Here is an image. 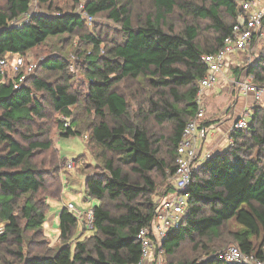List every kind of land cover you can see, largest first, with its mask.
Masks as SVG:
<instances>
[{
	"label": "trees",
	"instance_id": "trees-1",
	"mask_svg": "<svg viewBox=\"0 0 264 264\" xmlns=\"http://www.w3.org/2000/svg\"><path fill=\"white\" fill-rule=\"evenodd\" d=\"M35 1L46 12L31 14L21 26L8 22L27 13L31 0H5L0 8V58L13 53L33 62L30 52L49 39L77 37L90 48L77 53L88 85L84 97L73 92L69 64L50 55L37 63L19 90L13 89L11 77L0 83V264H137L141 248L136 238L154 219L157 180L168 182L162 194L171 190L168 179L176 169V149L197 112V83L207 70L201 57L216 53L231 35L239 15L237 0H200V5L195 4L198 0H151L153 13L135 24L132 0H86L87 15L105 14L120 26L121 40L109 44L100 34L86 32V22L74 12L80 0H73L69 11L55 7L57 0ZM176 11L191 21H209L212 40L200 45L193 25L180 33L172 26L165 31L166 19ZM243 70L264 86V47L249 66L231 67L235 77ZM39 71L57 78L48 82ZM81 102L94 121L85 128L75 120L67 127L65 120L58 121L57 126L61 138L85 132L87 147L102 164L84 182V198L98 202L92 208V233L80 239L85 220L73 239L78 219L63 208L58 223L62 246L32 254L35 243L46 245L42 225L47 202L62 194L65 162L51 142L39 139L48 131L36 122L48 119V109L68 119ZM250 111L248 127L229 135L233 146L211 155L193 172L182 223L161 244L164 264H224L216 254L225 248L220 238L231 223L238 228L228 233L234 246L264 260V106ZM150 122L171 124L170 162L161 156V140H154ZM246 140L263 151L253 154ZM48 152L50 168H38L37 158ZM186 244L202 259L176 260Z\"/></svg>",
	"mask_w": 264,
	"mask_h": 264
},
{
	"label": "built area",
	"instance_id": "built-area-1",
	"mask_svg": "<svg viewBox=\"0 0 264 264\" xmlns=\"http://www.w3.org/2000/svg\"><path fill=\"white\" fill-rule=\"evenodd\" d=\"M31 1L32 4L28 12L10 20L9 26H21L28 22L31 14L36 13L32 12L36 1ZM237 4L239 15L232 27L231 35L225 39L222 48L216 53L201 57V61L207 70L197 83L198 89L195 98L197 112L187 122L176 149V169L168 179L171 190L157 197L154 219L151 225L140 229L137 234L136 239L141 248V257L137 264H163L161 244L168 233L178 229L182 223L190 198L188 188L192 174L211 157L210 153L202 152V145L209 131L208 127L201 124L205 116L204 99L206 94L220 80L229 82L227 74L231 67L249 66L259 54L258 42L264 41V0H237ZM81 16L88 25L93 24L94 18L85 12ZM35 70V63L26 61L18 54L7 53L3 58H0V83H4L6 78L11 77L14 80L13 89L19 90L27 77L32 75ZM231 86L235 93L251 96L252 102L251 106L242 111L241 115L234 121L230 133L234 130H245L248 127L252 106H264V86L256 85L253 82V77L248 76L246 70H243L238 78L231 82ZM64 125L67 127L68 122ZM83 138L86 140V136ZM227 142L228 147L233 146L229 137ZM64 168L66 172H73L76 165L73 161H67ZM66 209L71 213L75 210L72 204H68ZM78 215L80 214L78 213ZM79 217L86 220V228L91 230L92 209ZM216 259L224 264H264L263 259L252 253H243L234 245L228 246L216 254Z\"/></svg>",
	"mask_w": 264,
	"mask_h": 264
},
{
	"label": "rangeland",
	"instance_id": "rangeland-1",
	"mask_svg": "<svg viewBox=\"0 0 264 264\" xmlns=\"http://www.w3.org/2000/svg\"><path fill=\"white\" fill-rule=\"evenodd\" d=\"M85 1L86 0H80L81 3L76 8V10H74V12L81 14L84 13L83 4ZM73 3V0H57L55 2V7L59 8L62 11H69L71 10ZM4 4L5 0H0V8H3ZM195 4L200 5V0L196 1ZM32 12L44 13L46 12V9L38 7L36 3V5H34L32 8ZM150 13H153L151 0H132L131 18L133 24H135L137 20H143V18H145L146 15ZM221 16L223 18L225 17L223 13H221ZM191 25H193V27H196L198 30L197 42L200 45H204L206 42L212 40L214 35L213 31L211 30V23L209 21H191L185 16V14L180 11H176L174 15L166 19L165 31L167 30L168 26H172L176 33H180L183 32L186 27ZM86 32L90 34H100L102 38H105L107 44L111 43L113 40L117 42L121 40L120 26L107 19V16L105 14L95 17L93 24L91 25H88L86 23ZM258 45L259 47H264V41L260 40L258 42ZM80 50L89 51L90 48L87 45H83V43H81L79 41V38L77 37L63 36L61 38L49 39L45 45L31 51L29 58L32 59V61L36 65L40 60L49 55L57 56L66 60V62L69 64L67 78L69 80L71 90L73 92L82 94V97H84L86 96L87 92L88 80L86 76H84L85 65L83 63V60L79 59L77 56V53ZM39 75L43 76L48 82H53L57 78L56 75H50V73L47 72L39 71ZM233 94L224 95L217 91V99L215 101L214 109L210 104H207L206 106L208 110L207 119H210V117H215L211 115L212 113L210 114L212 110L216 116H219V114H223L231 104L230 102L234 100ZM39 96L40 95H38V97ZM143 99L144 97L142 98V100ZM132 106H134V104H132ZM84 107V103L81 102L79 106L72 108V116L68 119H64L62 116L56 115L50 109H48V119L43 122H36L37 127L41 128L42 131H48V133L43 137L40 134L41 132L36 131V129L34 130V133L40 134L39 139L41 141L48 140L49 142H51L53 148L58 150L60 158L65 159V162L63 163L60 170L61 179L64 184L62 194L59 199H49L47 202L48 208L45 214V221L42 225L46 245L39 247V244L35 243L36 247L31 250L32 254L42 253L47 247L56 250L62 246L59 241L53 240L56 234V230H58L59 226L58 213L62 207H65L68 204H72L75 209L72 212V214L78 219L77 229L73 237V239H75L81 234V229H83V223L85 221V219H82L79 216H81V214L87 213L95 205L98 204L95 199H84V186L82 185L81 181L65 186V183H67V178L70 179V176H72V179L77 176L79 179L84 180V177H87L102 168L101 162L94 159V156L92 155L89 147H87V144L83 138L86 134L85 132L83 133V136H73L70 138H61L59 136V128L57 126L58 121L65 120V122H70L71 120H75L81 128H85L87 126V123H91L92 121H94L93 113L84 111ZM149 128L152 135L154 136V140H161L159 143L161 156H163V158L170 162V145L168 139L172 134L171 124L165 123L164 125L159 127L153 124V122H150ZM245 143L247 144V146H251V151L253 154L258 151H263L260 150L258 146L253 145V143L249 140H246ZM51 154V152L41 153V155L36 160L38 168H50L48 163L50 161ZM67 161H73L76 165V169L73 172L65 171L64 166ZM167 186V180H157V190H159V193L156 196L160 197L162 195L161 191L164 188H167ZM157 197L154 196L153 202L156 201ZM78 213L80 215H78ZM237 230L238 228L234 223H231L228 226L229 232H236ZM229 232L224 233L220 238L221 240L223 239L225 241V248L231 245H235L230 241L231 236L228 234ZM91 233L92 231L85 226V232L80 239L88 237L89 235H91ZM37 241L38 239H36V242ZM193 258H199V260L202 259L200 255L193 253L191 246L188 244L182 246L176 254V260L180 262H184L185 260H192ZM164 261L165 260L163 257V264Z\"/></svg>",
	"mask_w": 264,
	"mask_h": 264
},
{
	"label": "crops",
	"instance_id": "crops-1",
	"mask_svg": "<svg viewBox=\"0 0 264 264\" xmlns=\"http://www.w3.org/2000/svg\"><path fill=\"white\" fill-rule=\"evenodd\" d=\"M229 78V82H225L223 80H220L217 85H215L205 96L204 99V105H205V116L204 120L201 123L203 126H206L209 128L208 135L206 140L204 141L202 145V152H208L211 155H214L215 153L223 152L226 150L228 146V137L230 134V130L233 126L234 121L241 115L242 111H244L246 108L251 106L252 98L251 96H242L234 92L232 90L231 82L235 81L238 77H235L232 74V71L230 69V72L227 74ZM217 91L220 93L226 95V94H233L234 100L231 101L229 107L225 110L223 114H219V116L215 115L213 113V110L210 112L211 115L215 117H210V119H207V104H210L213 106L215 105L216 101V95ZM209 136V137H208ZM86 179V177H84ZM84 180L79 179L77 176L72 179V176H70V179L67 178V183L66 185L73 184V183H78L81 181L82 185L84 186ZM63 184V182H62ZM64 186V184H63ZM85 199V198H84ZM59 208V207H58ZM61 210L58 213V221H59V215L62 211ZM58 236H59V230H56L55 237L53 240L58 241Z\"/></svg>",
	"mask_w": 264,
	"mask_h": 264
}]
</instances>
